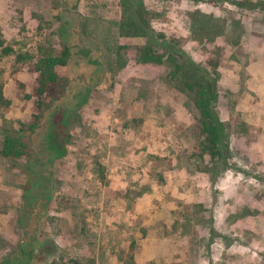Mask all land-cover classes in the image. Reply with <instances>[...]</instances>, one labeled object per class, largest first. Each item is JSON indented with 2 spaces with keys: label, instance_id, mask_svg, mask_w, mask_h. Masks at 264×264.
Segmentation results:
<instances>
[{
  "label": "rangeland",
  "instance_id": "374dc122",
  "mask_svg": "<svg viewBox=\"0 0 264 264\" xmlns=\"http://www.w3.org/2000/svg\"><path fill=\"white\" fill-rule=\"evenodd\" d=\"M143 1L153 33L133 36L123 0H0V148L28 147L0 156V264H264V0ZM149 42L164 64L140 61ZM66 45L62 90L21 132L35 63ZM172 53L215 80L220 160Z\"/></svg>",
  "mask_w": 264,
  "mask_h": 264
},
{
  "label": "trees",
  "instance_id": "16d2710c",
  "mask_svg": "<svg viewBox=\"0 0 264 264\" xmlns=\"http://www.w3.org/2000/svg\"><path fill=\"white\" fill-rule=\"evenodd\" d=\"M126 20L122 30H132L133 36H144L153 33L149 27L147 20V11L143 0H123ZM64 33V32H63ZM62 33V37H65ZM172 44H175L172 43ZM123 47L117 50L121 57ZM13 49L6 46V42L0 38V52L9 55ZM19 60L24 61L25 56L19 55ZM71 58V52L66 45L64 51L60 55H48L41 57L35 63V71L39 74L37 78V87L32 96L28 99L35 98L33 105V120L29 124H22L21 132H35L40 126L44 114L50 107L56 97L53 91H61L64 79L57 72L58 66H66ZM140 61L144 64H164L166 62L165 55L159 54L152 42L140 50ZM169 59V57H168ZM170 62L173 66L172 77L180 79V88L192 97L194 105L200 114V132L203 140L200 143L201 155L209 156L215 162L224 158L225 152L229 151L228 134L226 132V124L220 119L217 107L215 105L217 99V91L215 89V80L205 75V71L194 62L186 59L179 60L174 56H170ZM11 101L5 96L2 87H0V107L9 108ZM27 144L23 143L19 138L7 135L3 147L0 148V156L18 157L27 153ZM63 153L61 154V156ZM46 249V248H45ZM42 248L40 252L45 253ZM28 261H34L33 250L26 255ZM50 256V251L48 255ZM131 261L134 260V254L130 256ZM6 264V263H5ZM51 264H59L53 262ZM73 264H81L74 261Z\"/></svg>",
  "mask_w": 264,
  "mask_h": 264
}]
</instances>
